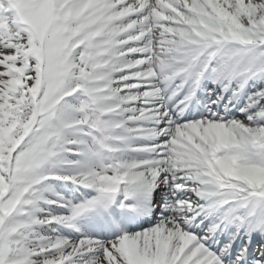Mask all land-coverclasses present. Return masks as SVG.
Here are the masks:
<instances>
[{
  "label": "snow or ice",
  "instance_id": "obj_1",
  "mask_svg": "<svg viewBox=\"0 0 264 264\" xmlns=\"http://www.w3.org/2000/svg\"><path fill=\"white\" fill-rule=\"evenodd\" d=\"M0 264H264V0H0Z\"/></svg>",
  "mask_w": 264,
  "mask_h": 264
}]
</instances>
